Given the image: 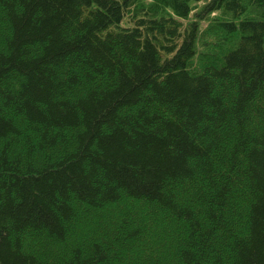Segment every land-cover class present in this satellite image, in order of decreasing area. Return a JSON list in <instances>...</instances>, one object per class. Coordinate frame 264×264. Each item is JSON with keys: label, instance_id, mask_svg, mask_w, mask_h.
<instances>
[{"label": "trees", "instance_id": "16d2710c", "mask_svg": "<svg viewBox=\"0 0 264 264\" xmlns=\"http://www.w3.org/2000/svg\"><path fill=\"white\" fill-rule=\"evenodd\" d=\"M0 264H264V0H0Z\"/></svg>", "mask_w": 264, "mask_h": 264}, {"label": "rangeland", "instance_id": "374dc122", "mask_svg": "<svg viewBox=\"0 0 264 264\" xmlns=\"http://www.w3.org/2000/svg\"><path fill=\"white\" fill-rule=\"evenodd\" d=\"M200 3H201V2H200ZM200 3H199V4H200ZM204 24H206V22H204Z\"/></svg>", "mask_w": 264, "mask_h": 264}]
</instances>
